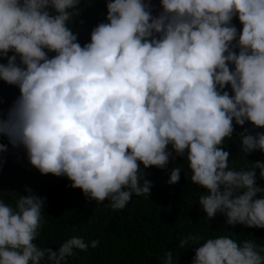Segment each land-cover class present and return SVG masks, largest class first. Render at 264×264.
<instances>
[{
    "label": "clouds",
    "instance_id": "1",
    "mask_svg": "<svg viewBox=\"0 0 264 264\" xmlns=\"http://www.w3.org/2000/svg\"><path fill=\"white\" fill-rule=\"evenodd\" d=\"M82 3L0 0V80L20 92L6 112L0 107V140L22 147L42 175L66 176L114 211L134 194L150 196L147 169L183 157L205 190L199 204L208 219L220 213L229 225L264 229L256 172L264 179V161L230 168L224 147L234 124L264 128V0H160L156 14L153 0H105L106 19L83 46L74 31ZM238 137L245 155L264 152V132L245 127ZM8 144L0 142V170ZM180 174L174 168L168 183ZM45 204L0 195V264H65L74 249L87 251L78 237L58 251L34 243ZM202 239L180 241L195 247L192 264H264L255 240ZM164 264H173L172 251Z\"/></svg>",
    "mask_w": 264,
    "mask_h": 264
},
{
    "label": "trees",
    "instance_id": "2",
    "mask_svg": "<svg viewBox=\"0 0 264 264\" xmlns=\"http://www.w3.org/2000/svg\"><path fill=\"white\" fill-rule=\"evenodd\" d=\"M153 4L156 14L160 10V0H153ZM81 9L74 31L79 33L83 46L90 42L92 28L105 21L107 9L105 0H83ZM80 20L84 21L83 25ZM233 22L242 30L238 18ZM228 90L231 91L230 86ZM19 95L18 87L0 80V98L4 101L0 107L5 112ZM234 126L233 137L224 142L225 150L230 152L229 167L239 170L250 168L256 161H264V152L245 155L240 150L238 137L245 127L252 134L264 132V128H254L251 122H246L243 127ZM0 142L8 144L6 137ZM8 149L3 154L5 163L0 170V195L5 202L14 205L20 195L46 198L45 224L34 243L54 251L72 237L83 238L89 244L87 251L74 249L65 264H164L168 251L173 252V264H192L195 247H179L180 241L188 235L201 236V244L208 238L227 235L237 242L252 239L264 246V229L229 225L220 213L208 219L199 204L205 190L191 182L192 173L187 161L175 153V159L166 169L152 167L146 170V179L153 185L149 197L134 194L124 209L114 211L107 206V200L100 204L89 201L81 189L70 187L72 182L66 176L42 175L31 166L22 147L14 148L8 144ZM176 167L181 168V179L177 184H169L171 171ZM256 172L257 186L264 187L260 170L256 169ZM92 240H99L98 247H91Z\"/></svg>",
    "mask_w": 264,
    "mask_h": 264
}]
</instances>
